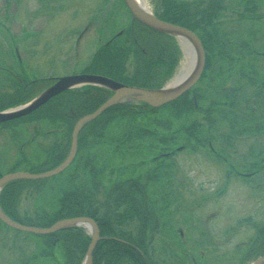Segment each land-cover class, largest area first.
I'll list each match as a JSON object with an SVG mask.
<instances>
[{
	"label": "trees",
	"instance_id": "obj_1",
	"mask_svg": "<svg viewBox=\"0 0 264 264\" xmlns=\"http://www.w3.org/2000/svg\"><path fill=\"white\" fill-rule=\"evenodd\" d=\"M242 1L241 14L255 19L261 17L256 2ZM205 6L193 11L186 2L159 0L155 11L159 19L199 36L205 51V67L197 84L200 86H194L159 108L145 103L117 104L86 123L78 136L74 160L51 180L55 187L50 186L53 192L48 209L33 217L18 214L17 202L28 184L13 181L0 192V207L7 216L24 224L22 217L29 221L25 225L40 228L50 227L62 219L81 216L94 219L101 239L94 248L92 264H185L186 256L174 241L155 238L160 232L159 217L165 206H159V193L153 190L150 193L151 185H156L175 166L173 155L177 146L195 153L206 149L212 154L208 145L214 149L216 140L229 141L238 135L239 128L244 135L264 129V84L259 85L256 79L262 76L260 81H264V74L254 61L263 57L264 54L258 53L264 49L252 43L249 31L241 34L222 30L219 16L224 6L219 0H209ZM129 35H134V39L126 41L119 37L96 52L90 65L97 68L93 74L128 85L157 87L156 78L170 76L178 62L175 38L144 27L133 33L129 30ZM130 53L142 61L141 67L128 75L125 62ZM233 74L239 75V79L234 80ZM242 83L250 84L249 94L242 89ZM28 90L16 99L15 95L11 96L0 104V110L29 101L33 94L27 93ZM110 95V91L97 87H87L82 92L68 91L35 112L0 126L15 127L44 120L68 124L63 145L49 146L47 160L32 166V172L40 173L65 159L75 122L94 112ZM57 147L59 151L55 154ZM134 156L137 157L133 162L122 164ZM44 181L41 191L48 183L47 179ZM101 193L104 198L99 202ZM255 227L256 235L245 251L247 259L264 256V226ZM39 237L43 248L38 258L43 264H81L90 242L80 227ZM197 259L200 261V256ZM23 261L21 264H29L33 258Z\"/></svg>",
	"mask_w": 264,
	"mask_h": 264
},
{
	"label": "rangeland",
	"instance_id": "obj_2",
	"mask_svg": "<svg viewBox=\"0 0 264 264\" xmlns=\"http://www.w3.org/2000/svg\"><path fill=\"white\" fill-rule=\"evenodd\" d=\"M143 1L149 11H157L159 0ZM178 1L186 2L196 11L205 8L209 0ZM252 1L256 2L258 13L264 15V0ZM219 2L224 6L219 16L222 30L241 34L249 31L252 43L264 49V17L252 20L241 14L242 0ZM126 11L120 0H0V104L18 93V83L6 71L7 68L18 73L24 82L32 83L27 93L33 95L49 87L54 79L83 72L95 73L97 68H90L94 53L105 40L129 23L130 16ZM124 38L128 40L126 35ZM177 44L179 63L172 77H159L160 85L166 86L186 61L179 39ZM17 52L21 59L18 64L15 59ZM260 59L255 62L257 69L264 74V57ZM127 62L130 73L141 67L140 59L131 58ZM232 76L234 80L239 79V75ZM258 83L263 85L264 81L259 80ZM241 86L246 94L250 93V84L242 83ZM84 87L78 85L74 89ZM17 96L13 97L16 99ZM241 130L239 128L238 135L232 136L229 141L216 140L212 151L222 148L227 156L225 160L235 167L231 175L235 171L246 170L251 173L250 180L231 177L226 182L227 161H218L216 154L212 152L211 155L206 149L197 153L180 149L173 156L175 166L149 189L150 193L153 190L160 194L157 198L158 203L161 200L159 206H165L160 209L161 228L155 238L174 241L191 256H186L185 264L252 262L246 260L243 254L255 237L257 228L241 220L250 216L255 224L264 225V162L261 155L264 131L244 135ZM47 131L59 140L66 133L63 125H54L46 120L0 129V174L10 171L34 174L32 166L47 160L46 154L36 145L40 142L48 146L52 138L47 141L39 138ZM135 157L126 158L122 164L133 162ZM52 179H47L43 191L46 179L25 182L32 187L25 189L19 197L18 214L33 217L48 209L53 192L50 186L55 187V183L51 184ZM102 193L98 196L99 202L103 201ZM20 220L24 224L29 222L22 217ZM41 240L39 236L0 224V264H21L30 257L33 261L29 264H43L38 258V252L43 248ZM56 254L59 257V253ZM199 256L200 261L197 259Z\"/></svg>",
	"mask_w": 264,
	"mask_h": 264
},
{
	"label": "water",
	"instance_id": "obj_3",
	"mask_svg": "<svg viewBox=\"0 0 264 264\" xmlns=\"http://www.w3.org/2000/svg\"><path fill=\"white\" fill-rule=\"evenodd\" d=\"M127 8L129 9L132 18L139 21L144 26L163 34L172 35L186 40L192 47L195 53V66L190 72L188 77L179 85L169 88L161 89H148L134 86H127L116 82L112 79L97 75H74L59 78L51 87L43 91L31 102L24 106H19L14 109L0 112V123L13 120L26 116L39 107L44 105L53 97L67 90L69 87L78 83H91L93 85L103 86L112 90V95L94 112L85 115L80 118L74 125L71 134V145L67 157L57 167L38 174H31L28 172H12L0 177V189L7 183L15 180H39L53 177L64 169H66L75 157L77 151V136L82 126L97 118L104 113L110 107L122 103L123 101H138L147 104L152 108H157L170 103L180 97L184 92L190 89L200 78L204 68L205 55L200 39L191 30L181 27L176 24L162 21L151 14L146 9L141 8L135 0H123ZM0 221L10 228L18 231L36 234L46 235L52 234L61 230H67L73 227H90V243L87 247L85 257L82 264H92V253L97 242L100 239L99 228L96 222L88 217H74L68 219H62L55 222L53 225L47 228H37L32 226L22 225L8 216H6L0 209ZM252 264H264V257L257 258Z\"/></svg>",
	"mask_w": 264,
	"mask_h": 264
},
{
	"label": "flooded vegetation",
	"instance_id": "obj_4",
	"mask_svg": "<svg viewBox=\"0 0 264 264\" xmlns=\"http://www.w3.org/2000/svg\"><path fill=\"white\" fill-rule=\"evenodd\" d=\"M128 28L130 29V32H134L137 28H139V27H141V28H143L144 26H142L141 24H139L137 21H135V20H132L131 18H130V20H129V23H128ZM145 28V27H144ZM124 31V28H121L120 30H118L116 33H114L112 36H110L109 37V39L108 40H110L115 34H117L118 32H123ZM131 38L132 39H134V35L133 36H131ZM260 54V53H259ZM15 59L17 60V64L18 63H21V59H20V56L19 55H17V53L15 54ZM259 60H261V59H259ZM258 59H254V61H259ZM18 66V65H17ZM20 68V67H19ZM6 71H8V73L10 74V75H12L13 77H14V80L18 83V85H17V87L20 89V92L21 93H23L24 91H26V84H25V82H24V80L21 78V77H19L17 74L18 73H16L15 71H12L11 69H6ZM21 73V72H20ZM263 77H264V75H263ZM256 79H259V77H256ZM260 80V79H259ZM73 92H82L81 90H79V91H73ZM38 123V121L37 122H32V123H22V124H20V125H31V124H37ZM54 125H63L64 126V128H65V130H67V128H68V124L65 122V121H56V122H52ZM13 128V127H12ZM53 134H52V132L51 131H47V132H44L43 134H41L40 136H39V138L40 139H42V140H46L47 141V139H50V138H52V140H50V141H48V145H50V144H56V146L57 145H59V144H62V142H64L65 140V137H66V133L63 135V139L62 140H59L58 138H55L54 136L53 137H51ZM36 139H38V137H35ZM41 141V140H40ZM47 144V143H46ZM46 144H44V145H42L40 142L39 143H37L36 142V145H37V147L38 148H41L42 149V151L44 152V150H45V145ZM63 145V144H62ZM222 145H226L225 143H223ZM55 146V147H56ZM58 149L56 150L55 148H54V153L55 154H57L56 152L57 151H59V147H57ZM219 152H214V155L216 154V157L215 158H217L218 160H224V161H227V160H225L226 159V156L225 155H223V149L221 148V150H218ZM46 154H49L48 152L46 153ZM261 155H262V161L264 162V150L262 151V153H261ZM227 164L230 166V171L231 172H233V170H235V167L233 166V164H231L230 162H228L227 161ZM235 173L236 174H238V175H244V176H247L248 174H251V173H248V172H246V171H244V172H236L235 171ZM227 176H229V175H227ZM40 252H38V254H39Z\"/></svg>",
	"mask_w": 264,
	"mask_h": 264
},
{
	"label": "bare ground",
	"instance_id": "obj_5",
	"mask_svg": "<svg viewBox=\"0 0 264 264\" xmlns=\"http://www.w3.org/2000/svg\"><path fill=\"white\" fill-rule=\"evenodd\" d=\"M135 2L141 8L145 7L143 0H135ZM179 41H180L181 47L185 53L186 61L183 62V64H181L179 71L177 72L175 78L172 80V82H171L172 87L177 86L181 82H183L188 77V75L190 74V72L193 70V68L195 66V55H194V51H193L191 45L186 40L180 39ZM86 228H87V230H90V227L86 226Z\"/></svg>",
	"mask_w": 264,
	"mask_h": 264
}]
</instances>
